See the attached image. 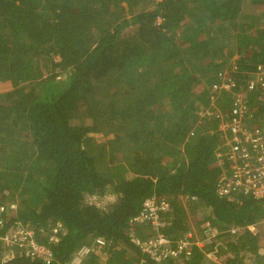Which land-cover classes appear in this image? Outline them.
I'll return each mask as SVG.
<instances>
[{"label":"trees","instance_id":"trees-1","mask_svg":"<svg viewBox=\"0 0 264 264\" xmlns=\"http://www.w3.org/2000/svg\"><path fill=\"white\" fill-rule=\"evenodd\" d=\"M260 64L264 0H0V205L18 204L52 264L99 239L108 264H140L131 221L144 201L171 203L161 233L178 240L193 230L181 198H196L218 232L212 264H264L249 230L264 199L219 197L222 137L200 115L220 73L242 83ZM108 192L106 207L88 200Z\"/></svg>","mask_w":264,"mask_h":264},{"label":"built area","instance_id":"built-area-1","mask_svg":"<svg viewBox=\"0 0 264 264\" xmlns=\"http://www.w3.org/2000/svg\"><path fill=\"white\" fill-rule=\"evenodd\" d=\"M161 23L162 20L160 19ZM237 67H234V71ZM230 71L218 75L214 85L210 88V107L202 108L201 118L207 122H215L221 134V146L217 158L222 173L217 182L219 197L231 195L250 196L264 199V64L246 75L242 83L233 78ZM228 93L232 104L229 109L222 110L216 105V95ZM258 94V100L253 95ZM262 110V113H261ZM196 202V198H192ZM172 205L157 197L147 198L140 213L131 221L132 226L140 231L149 230L145 235L137 231L132 237L133 244L141 250L144 259L140 264H163L169 260L184 263L191 261L196 250L205 252L208 264H212L216 251L207 252L218 232L213 229L209 221H203L198 231H190L176 240L161 233L168 221L165 217L171 213ZM18 204L0 205V229L10 222L5 234L0 236L3 244L1 263L8 264L18 255L32 260L52 264L54 257L48 245L40 244L36 239V232L17 218ZM264 220L258 222L259 225ZM62 226L58 224L54 235L48 243L58 241L57 233ZM243 228H232L236 235ZM255 235L256 226L249 227ZM98 244V245H96ZM96 246L82 245L65 264H86L94 255L100 253V248L106 246L105 241L96 240Z\"/></svg>","mask_w":264,"mask_h":264},{"label":"rangeland","instance_id":"rangeland-1","mask_svg":"<svg viewBox=\"0 0 264 264\" xmlns=\"http://www.w3.org/2000/svg\"><path fill=\"white\" fill-rule=\"evenodd\" d=\"M137 27H130L127 31H126V33H130V34H133V33H135L137 30ZM227 96H230V94H228V93H222V94H217L216 95V98H217V100H216V105L220 108V109H222V110H226V109H229L230 107H231V104H232V99H231V96H230V99H231V103H230V107L229 108H227L226 107V100H227ZM210 99V103H211V98H209ZM92 136L93 137H95V139H97V142L100 144V143H105L106 141H107V139H109V138H106L105 136H104V134H102V133H98V134H92ZM89 201H90V203H94V204H96V205H98V206H100V207H106V206H108V205H110V204H112V203H115L116 201H117V197L114 195V194H112V193H107V195L105 196V197H103V198H99L98 199V197H92V198H90V199H88ZM181 201H182V203L184 204V205H186V207H187V210H188V212H189V214H190V219H191V227H199L198 226V223H199V221H198V218L199 219H202V220H200V222L201 221H203L204 220V218H207V215H205L204 217H203V214H201L203 211L200 209L201 208V206L202 205H200V204H197L196 205V207H194V206H192V204H189V203H193L192 201H190V200H187V199H185V198H181ZM192 208H196V209H193V210H195V211H192ZM201 226V225H200ZM259 226H261L262 227V231H263V229H264V221L263 222H261L260 224H259ZM260 227V228H261ZM149 232V230H145V231H142L140 234L141 235H145L146 233H148ZM209 249V248H208ZM191 262V261H190ZM190 264V263H189Z\"/></svg>","mask_w":264,"mask_h":264},{"label":"crops","instance_id":"crops-1","mask_svg":"<svg viewBox=\"0 0 264 264\" xmlns=\"http://www.w3.org/2000/svg\"><path fill=\"white\" fill-rule=\"evenodd\" d=\"M257 7V11L255 12L256 14H263V11L261 10L260 7H258V5H256ZM235 59H237V57H235ZM235 61V60H234ZM209 97H210V90H209ZM230 103H231V99H230V96H227V100H226V107L229 108L230 107ZM211 216V214H210ZM256 226L257 228V231H258V234H254L253 232H251L253 235L255 236H259L260 238V243H259V251H258V256L264 260V229L262 231V227L259 226L258 224L254 225ZM261 227V228H260ZM193 231H198L200 233V227H193L192 228ZM142 232V231H141ZM234 235V234H233ZM208 252V248L205 250ZM249 256L247 258H245L244 260V264H255V257L254 255H250L248 254ZM133 256H131L132 258ZM221 258V257H220ZM207 258H206V255H205V252L202 251V250H199L197 249L196 250V253L194 255V257L192 258L191 262H188V264L192 263V264H196L198 262V264H208V262L206 261ZM91 261L94 263V264H108L109 262V254H108V250L106 249H102L101 250V253L97 254L96 256H93ZM221 261V259H219L218 261H213L215 263H219Z\"/></svg>","mask_w":264,"mask_h":264}]
</instances>
